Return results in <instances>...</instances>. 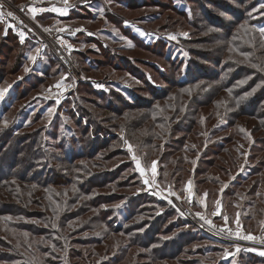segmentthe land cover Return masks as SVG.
Segmentation results:
<instances>
[{"label": "rangeland", "instance_id": "374dc122", "mask_svg": "<svg viewBox=\"0 0 264 264\" xmlns=\"http://www.w3.org/2000/svg\"><path fill=\"white\" fill-rule=\"evenodd\" d=\"M153 1L160 4L153 5ZM204 1L212 3L206 9L218 20L206 22L203 2L199 4L194 0H148L151 4H147V0H6L2 4L0 21L6 26L10 27L5 12L24 9L27 21L25 27L15 30L24 32L26 37V50L23 48L25 53L17 72L11 70L19 61V48L12 53L8 49L0 50V68L6 61L3 66L6 65L7 70L0 84V92H3L0 138L17 137L20 144H11L15 149L29 148L33 144V149L37 150L40 146L37 138L51 143L50 160L59 162L61 159L59 169L63 175L61 185L48 189L21 178L0 182V204H4V210L10 206L7 208L10 213L0 214V241L8 242L10 250H6L10 255L19 253L29 264H47L40 260L39 253H30L25 247L28 240L30 245H38L40 239L31 238L30 229L14 226L38 223L42 229L64 225L62 231L76 254L73 257L80 256L71 259L76 264H107L105 262L119 257L120 262L110 264H221V261L222 264H245L246 261L264 264L261 254L264 253V164H261L264 161L261 141L264 117L241 113L232 93L219 90L216 84L199 82L169 89L163 72L169 74L170 66L163 64L152 50L138 48V45L145 49L161 44L166 46L165 52L170 57L184 59L187 53L183 45L187 42L204 57L244 64L264 73V32L261 31L264 29V0H257L260 6L251 16L255 27L237 22L239 12L227 13L219 6L234 4L238 7L235 0ZM30 3L40 6L31 8L36 9L35 14L28 9ZM170 6L184 11L190 22L176 15ZM46 9L48 13L44 14ZM39 11L42 16L34 17ZM65 13L68 19L63 21L59 15ZM47 36L54 37L52 43L60 41L65 46V60L75 68L74 80H78L73 92L68 88L73 79L51 53ZM238 41L242 43L236 46ZM10 44L12 46V42ZM154 48L157 50V46ZM128 58L136 64H124L123 60L128 62ZM153 63L161 64L164 71L163 68L157 71ZM136 69L142 70L155 85L157 97L146 88L148 85L136 79ZM57 84L61 87H56ZM157 89L165 91L161 93ZM192 120L197 121L195 130L191 128L194 134L186 135L184 131L190 129ZM54 145L62 149L70 146L80 155L92 154L96 148L97 152L90 159L70 165L64 163ZM219 147L226 151L229 159L227 169L222 171L218 169L221 168L219 162L209 164L226 157L217 156L220 152H215L220 151ZM133 153L147 169L146 175L136 170ZM15 160L12 152L8 160L0 163L1 172L6 173L8 164ZM40 161L46 163L48 158L42 154ZM153 161L157 162L155 177L150 169ZM76 165L90 172L85 180L76 177L81 173L75 171ZM102 176L107 178L105 182ZM86 181L87 186H104L85 195L79 186ZM139 194L143 199H152L157 213L171 210L176 213L165 222L177 226L173 232H161L156 237L153 232L156 226L149 224L150 216L143 215L130 222ZM100 195L110 202L102 209H115L116 213L111 212L108 217L112 226L138 228L130 229L128 234L114 233L102 225L100 209L93 207ZM216 201L220 202L219 207ZM47 206H50L48 211ZM146 207L145 211L150 210L151 204ZM22 208L43 217L26 218L22 216ZM184 213L191 215L193 221H201V227L206 225L213 230L201 232L197 238L193 237L196 241L176 252L175 233L183 232L184 228L173 221ZM146 224L153 229L149 234ZM224 228L230 229L232 234L221 231ZM236 232L255 239H241ZM135 237L143 243L155 241L148 248L134 246ZM75 240L80 243L75 244ZM198 247L204 249L203 256L195 255ZM161 253L168 256H157ZM65 257L66 254L61 253L60 258Z\"/></svg>", "mask_w": 264, "mask_h": 264}, {"label": "trees", "instance_id": "16d2710c", "mask_svg": "<svg viewBox=\"0 0 264 264\" xmlns=\"http://www.w3.org/2000/svg\"><path fill=\"white\" fill-rule=\"evenodd\" d=\"M235 1H230V2L231 3L234 2L236 6L238 4V7H235L234 4L232 5L220 4L219 6L222 9H224L227 13L228 11H231L232 13L235 12V14L236 12H239V17L237 19V22H240L241 24H244V25H249L251 27L252 26L255 27L254 22L251 19V16L253 12L256 10V8L260 6L259 3H257V0H235ZM159 2L160 1H153L152 3L153 5H159L160 4ZM194 2H197L199 4L203 2L202 9L206 17L205 18L206 22H209V20L217 19L215 15L213 16L212 14H210L212 15L210 16L209 10L206 9L212 3L210 2L208 3L204 0H194ZM144 4H146V2ZM147 4H151V3H149L147 0ZM136 6L138 5L137 4L134 5V8ZM213 6H216V4L213 3ZM167 7L168 6H165V8ZM169 8L170 10H173V12L176 15L183 18L184 21L187 20L188 22H190V19L186 15H184L185 14L184 11L176 7L172 8L170 6ZM183 16H186L187 18H184ZM121 18L117 22H120ZM6 21L10 27H8V25L6 26V24L2 20L0 21V34H1V40H2V42L0 43V50L2 51L4 49H8L12 53L15 48H19V50L21 51L19 58H18L19 61L16 62L15 68L11 70L12 72L14 71L17 72L16 71L17 66L21 64V61H23L22 58L25 53L24 51L25 46H23V44L21 43L17 35V32L15 31V30H18V28L12 26L8 20ZM10 42H12V46H9L11 45ZM184 43L185 44L183 45V50L187 53L184 59H174L170 57L165 52L166 46L161 45V44H158V45L153 44L151 46L146 47L145 49L143 48V45H138V48L144 51L152 50V52L154 53V56L161 59L163 64H168L170 66L169 74H167L168 71H165L166 73L163 72V75H165V77L167 78V80L165 78L164 79L167 81L169 89L171 87L172 88L188 87L191 85H195L199 82H208L211 84H216L219 90L232 93V97L234 98V101L236 102L237 107L239 106L238 109L241 111V113H244L248 116H253L255 118L264 117V73L263 72H261L260 70L256 68L255 70L244 64H240L236 62L235 63L226 62L224 60H220L218 58L211 57V56L204 57L202 54L198 53L195 49L190 47L187 42H184ZM241 43L242 41H238L236 46H239ZM154 46H157V50H155ZM245 50L246 49L243 48L242 52H245ZM127 61L128 62L123 60L124 64H127V65H130L131 63L136 64V62L131 61L130 58H128ZM5 63L6 61L2 63L1 65L2 67L0 68V84H2V81H4L6 78V73H7L6 65L3 66ZM153 64L157 71L163 68L161 64H156V63H153ZM163 71H164V68H163ZM135 72H136L135 73L136 79L142 82L144 85H148L146 88L150 89L151 92L157 97L159 94L156 92L155 85L150 81L148 76H145V73L140 69L138 70L136 69ZM161 73L162 72H160V74ZM157 91H161V93H163L165 89H157ZM89 94H91L92 97L94 96L92 92H89ZM92 99L93 98H91V100ZM196 122H197L196 120L191 121L190 129L193 128L195 130L194 127L197 126ZM190 129H187L184 131L186 135L194 134L193 129L191 130ZM99 132L100 130H97V133ZM0 135H2V133H0ZM186 138H187L186 140H188V136ZM37 141L40 144L37 150L33 149V144L29 148L22 146V147L15 149V148H12L11 144L19 143V140L17 137L10 136L9 138L8 136H5V138L3 139L0 138V163H3L6 160H8L12 152L16 156V160L12 164L10 163L8 164V169L6 170V173L1 172V168H0V182L2 180L6 181L9 179L21 178L25 182L32 184V185L39 186L43 189H48L49 187H55L57 185H61L60 181L63 179V175L60 174L61 170L59 169V163H62L61 159L59 160V162L50 160V157H52L50 152L53 148V145L51 143L46 144L47 142L40 138H37ZM261 141L262 143H264V138L261 139ZM232 142H233V139H232ZM9 143H10V147H9ZM54 146L59 151L64 163L70 164V165L76 164L79 161H83V159L84 160L90 159V157L94 156L96 154L95 152H97V148H96L92 154L88 155L87 153H85L83 155H80V154L75 153V151H73L70 146L67 149H65V147L63 146H62L63 147L62 149L60 147L61 145L60 146L54 145ZM219 146L221 148L224 147V145L223 146L219 145ZM221 148H220V151L215 152L216 154L220 152L217 156L226 155V151H222ZM42 154H44L48 158V161L46 163H41L40 161ZM218 162L221 165V168H218V169H220L221 171L226 170L228 167L227 166L228 162H229L228 155H226L224 159L216 161L215 163L210 162L209 164L215 165ZM261 164H264V161ZM75 167H76L75 171L80 170L81 172L79 175L76 174V177L80 176L81 180H85L90 174V172H86L85 167H78V165H76ZM96 177L98 178L99 176H96ZM103 177L104 176H102V181L105 182L107 178L105 177L104 179ZM87 182L88 181L81 183V185L79 186L81 193L85 195L93 193V190L96 187L99 188V187L104 186L102 184L95 185L93 187L87 186ZM75 184L78 185V182L76 181ZM138 196H139L138 199L134 201V203L136 204V211L132 215L130 222H132L133 220H136L138 217L143 216V215L150 216L151 222L149 224L152 227L156 226L155 228L156 230L149 229L150 225L149 226L147 225L149 221H144L145 223H147L146 224V227L148 228L147 234H149L150 231L153 230L156 237L161 232H173L175 230V227H177L176 225L171 224L169 222L165 224V222L167 218H171L173 215L175 216L176 213H174L172 210L167 211L162 214L157 213V211L154 209L155 208L154 205H152L153 201L151 198L147 197L143 199L142 195L140 194ZM108 199L109 198H104L103 195H100L96 200H94L96 202L93 203L94 209H100L99 219L102 225L104 224V226L108 230H111L114 233H119V232L124 231V233L126 232L128 234L130 232V229L134 227L138 228L135 225L129 229H125L122 226H118V227L112 226L108 217L110 216L111 212L116 213L115 209L111 211L108 208L102 209V206L106 205V203L110 204V202L107 201ZM55 200L57 199L55 198ZM150 204H151V209L148 211H145L147 208L146 206ZM7 208H10V206ZM7 208L6 210H4V204H0V214L10 213V209H7ZM16 209L18 210V208ZM47 209L50 210V206H47L45 210L48 211ZM22 211L24 212V215L22 216H25L26 218L32 217V218L40 219L41 217H43L42 214L33 215V212L30 210L26 212L25 208H22ZM257 214H260V213H257ZM176 220L177 221H173V222H176L177 224H179V226L181 224L184 228L183 232L177 233V234L175 233L176 239L173 242V244L176 246V252H181L187 246L193 243V241L195 240L193 239V237L197 238L198 234H201V230H199L194 224L187 225V222L184 219H182L181 216H178ZM40 221L45 222L44 219H41ZM22 224L25 227H21L18 225H14V226L21 230L30 229V231H32L30 237L40 239L39 240L40 244L38 245L36 244L30 245V242L28 240V243L26 244L25 247L29 249L30 253H35V254L39 253L40 260L43 262L45 261L47 264H61V262L67 263V264H76V263H72L71 259L78 258L80 256L73 257L76 254L73 248L70 249V243L68 242V238L65 237L64 232L62 231V229H65L63 227L64 225L62 227L58 225H52V228L49 226L48 229L47 228L42 229L38 223H34V224L22 223ZM164 226H167V227L163 231L162 229ZM135 238H137V240L133 241L134 246H143L145 248H148V246H152L154 244L153 242L155 241L151 239L149 242L143 243L139 239V237H135ZM169 242L167 244H169ZM5 243L6 242H3L2 240L0 241V247L3 248V249L0 248V262H4L1 264H11L17 260H25L20 264H29L27 263L24 256H19V253H17L16 255H10V251L8 252L6 250V249L10 250L9 244L8 242L6 244ZM74 243L79 244L80 241L75 240ZM85 243H88V242L85 241ZM62 247L65 248L67 251L62 249ZM198 248L199 249L196 248L194 251L195 255L203 256L202 254H204L203 252L204 249L202 247H198ZM155 251H158V249L155 248ZM212 251H214V249H212ZM63 252L66 254V257L64 259L60 258V255ZM157 256H161V258H164L168 255L166 253L165 254L161 253L160 255H157ZM171 257L173 256H170V258ZM120 260L121 259L119 257L118 259L111 260L110 262L117 263V262H120ZM110 262H105V263L110 264ZM222 263L223 261H221V264ZM258 263L260 262L259 261H255V262L246 261L245 264H258Z\"/></svg>", "mask_w": 264, "mask_h": 264}, {"label": "built area", "instance_id": "2783aa9c", "mask_svg": "<svg viewBox=\"0 0 264 264\" xmlns=\"http://www.w3.org/2000/svg\"><path fill=\"white\" fill-rule=\"evenodd\" d=\"M6 0H0V4H3L5 3ZM4 6V5H3ZM23 12H24V9H18L14 12H11L13 13V16L15 17V19L13 18V16H8L7 13L8 12H5V17L6 19L9 21V23L18 28V29H21L22 27H25V22L27 21L23 15ZM47 40H49L48 42V46H49V49L51 51V53L54 55V57L61 62V64L63 65V67H66L71 75V78L73 79V81L70 82V84H68V88L70 89V91H74L75 90V85L77 86V82L78 80H74L75 77H74V72H75V68L72 66L71 63H68L66 60H65V55H66V51L65 50V46L63 43H61L60 41L57 42V43H52L51 40H54V37H51V36H47ZM191 215H187L186 213L183 214V219L187 222V225L189 224H194V225H199L198 228L201 230V232L203 233H208L210 231H212L209 227H207L206 225H203V227H201V221L199 222H196V221H193L191 218H190ZM219 238V237H218Z\"/></svg>", "mask_w": 264, "mask_h": 264}, {"label": "snow or ice", "instance_id": "6c2138e0", "mask_svg": "<svg viewBox=\"0 0 264 264\" xmlns=\"http://www.w3.org/2000/svg\"><path fill=\"white\" fill-rule=\"evenodd\" d=\"M262 7H264V5H262ZM0 8H3V5L2 4H0ZM30 11H32L35 14L36 9H30ZM0 15H3V13H0ZM7 15L8 16H13V13L8 12ZM13 18L15 19L14 16H13ZM261 31L264 32V29H262ZM169 38L170 39H175L174 36H170ZM21 39L23 40V35H21ZM31 59L35 60V57H31ZM56 87H61V85L60 84H57ZM2 96H3V92H0V97H2ZM125 143H127V141H125ZM129 151L130 152L132 151L131 145H129ZM132 159L135 162L136 170H138L141 173V175H146L147 169L144 166L141 165V161L136 157V155L134 153L132 155ZM150 169H151V172H152L153 177H155L156 174H157V162L153 161L152 164H151V166H150ZM148 182H149L148 180H145V183H148ZM153 183H155L154 180H153ZM216 204L219 207L220 202L219 201H216ZM215 214H219V213H215ZM201 219H205V218L203 216H201ZM224 220H225V222H227V217H224ZM205 222L206 223H211L210 221H207V220H205ZM236 223L239 225V220H237ZM221 231H226L230 235L232 234L231 233V230L230 229H227V228L221 229ZM235 235L237 237L241 238V239H248V240H254L255 239V237H252L251 235H248V236H240V233L239 232H236ZM261 254L264 255V253H261Z\"/></svg>", "mask_w": 264, "mask_h": 264}, {"label": "crops", "instance_id": "0c3cea01", "mask_svg": "<svg viewBox=\"0 0 264 264\" xmlns=\"http://www.w3.org/2000/svg\"><path fill=\"white\" fill-rule=\"evenodd\" d=\"M39 7L40 6H38L37 3H30V7L28 9H31V8H39ZM43 13L44 14H47L48 13V10L46 9V11H44ZM66 15H67V13L61 14V15H59V17L61 18V20L64 21L65 19H68V18H66ZM40 16H42V12L41 11H39V13H37L36 15H34V17H36V18H39ZM20 34L23 35V41H22V39H20V41L23 44V46H25V41H24L26 39L25 34L22 31H20V33H17L18 37H20V38H21V35Z\"/></svg>", "mask_w": 264, "mask_h": 264}]
</instances>
